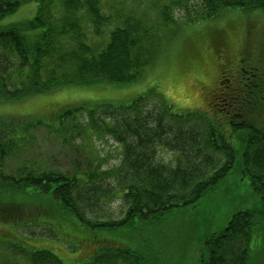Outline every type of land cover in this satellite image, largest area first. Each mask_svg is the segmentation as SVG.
Returning <instances> with one entry per match:
<instances>
[{
	"label": "trees",
	"instance_id": "trees-1",
	"mask_svg": "<svg viewBox=\"0 0 264 264\" xmlns=\"http://www.w3.org/2000/svg\"><path fill=\"white\" fill-rule=\"evenodd\" d=\"M27 1L0 0V20ZM192 1L152 0L154 17L164 30L159 34L152 27V13L135 16L126 0L115 3L111 13L102 10L101 0H31L32 18L0 25V98L15 100L60 85L138 82L174 34L173 24L182 21L206 28L230 9L264 17V0ZM174 10L181 13L178 19ZM194 42L193 53L194 45L208 43L201 35ZM259 84L263 91V80ZM248 91L238 93L246 99ZM115 100L119 102L98 99L88 106L55 109L58 113L50 112L49 117L56 121L51 123L36 117L0 121V188L7 192L6 199L0 194V216L8 222L6 209H19V225L35 226L41 235L61 233L71 247L90 246L94 252L80 261L65 262L49 249L31 250L17 242L27 258L32 264H120L122 260L162 264L156 245L160 240L165 243L162 219L172 211L196 209L237 164L258 195L259 206L237 210L221 231L205 235L199 264H246L250 239L264 232V125L225 115L214 120L196 111L177 112L154 88ZM42 125L65 145L73 138L107 137L120 148L119 161L103 168L101 161L89 159L68 173L36 162L4 175L3 159L26 144L29 129ZM43 198V204L36 202ZM115 199L120 214L114 218L110 205ZM22 208L29 213L23 214ZM33 213L55 216L26 222ZM128 227L135 232L130 234ZM116 232L131 241L111 246Z\"/></svg>",
	"mask_w": 264,
	"mask_h": 264
},
{
	"label": "rangeland",
	"instance_id": "rangeland-1",
	"mask_svg": "<svg viewBox=\"0 0 264 264\" xmlns=\"http://www.w3.org/2000/svg\"><path fill=\"white\" fill-rule=\"evenodd\" d=\"M30 1L23 2L16 12L0 20V25L32 18L35 4ZM118 2L119 0H101V8L109 13ZM127 2L135 9V16H144L143 13L150 11V19L154 22L152 27L159 34L164 31L159 18L154 17L152 0H126V4ZM174 15L178 19L181 13L174 10ZM221 15L206 28L182 21L173 24L174 34H170L157 58L145 68L138 82L123 85H60L45 93L15 100L0 98V121L14 122L22 117L24 121H34L32 117H36L51 123L56 120L49 116L57 114L63 107L80 104L88 106L95 104L93 101L98 99L117 103L119 101L115 99L132 98L154 88L174 110L203 111L214 120L225 115L246 124L264 125V89L261 91L259 84L263 80L264 85V17L257 12L231 9L223 11ZM220 31L221 34H214ZM199 35L204 40L206 38L208 43H197L193 46V53L191 46ZM215 42L218 45L214 46ZM247 83H250L248 88L245 86ZM245 90L249 91L246 99H243L238 92ZM27 135L26 144L3 159L1 172L4 175L36 162L68 173L73 167L86 165L89 159L93 162L101 161L103 168L111 167L119 161L120 148L107 137L95 135L93 139L73 138L65 145L43 125L29 129ZM164 159L168 160L169 155H164ZM221 185L219 189L204 196L195 206L196 209L172 211L162 219L160 226L163 225L166 231L165 243L160 240L156 244L162 252V264H199L205 235L221 231L237 210L259 206L258 195L250 187L248 178L239 172L237 164ZM4 193H7L6 190L0 188V194L6 199ZM45 200L50 199L47 197ZM45 200L43 198L42 202H36L43 204ZM119 203L115 199L110 205L114 218L120 214ZM34 209L39 210L36 207ZM6 210L11 218L7 222L6 218L0 216V264H32L17 242L26 244L31 250L43 247L49 249L65 262L80 261L93 252L90 246L71 247L61 233L59 236L57 233L41 235L35 226L19 225L16 217L20 210L13 207ZM28 211H23L22 208L23 214H28ZM53 216L55 215L45 217L43 214L33 213L26 222L36 223L47 218L51 220ZM129 231L130 234L135 232L130 228ZM129 236L135 243L136 235ZM112 237L114 242L111 246L127 245L131 241L119 232L113 233ZM120 264L126 263L122 260ZM246 264H264V232H256L250 239Z\"/></svg>",
	"mask_w": 264,
	"mask_h": 264
}]
</instances>
